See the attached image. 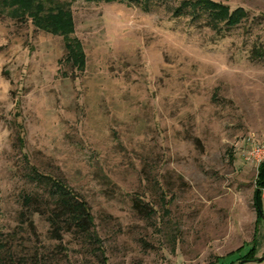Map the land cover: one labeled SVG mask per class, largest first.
<instances>
[{
    "label": "rangeland",
    "instance_id": "1",
    "mask_svg": "<svg viewBox=\"0 0 264 264\" xmlns=\"http://www.w3.org/2000/svg\"><path fill=\"white\" fill-rule=\"evenodd\" d=\"M195 1L30 0L69 14L70 53L28 0H0L4 264H264V0H215L246 11L235 24ZM47 175L88 202L106 261L55 235Z\"/></svg>",
    "mask_w": 264,
    "mask_h": 264
},
{
    "label": "trees",
    "instance_id": "2",
    "mask_svg": "<svg viewBox=\"0 0 264 264\" xmlns=\"http://www.w3.org/2000/svg\"><path fill=\"white\" fill-rule=\"evenodd\" d=\"M29 1L30 0H28V2L25 3V5H28L27 11L33 17V21L36 23V25L39 28H43L50 32L63 33V35L66 36V38H64L65 46L70 51L71 47L69 45V41L67 40L68 38L67 30H69V28L71 29V22H69V20H65V18L69 19V16H65L69 14H65L61 11L59 13L45 14V15L44 13H35L33 9H29L31 8ZM192 5L196 8L197 7L202 8V10L204 11L208 10L212 14L214 11V13L217 14V17L224 19L227 21V23H231V24L232 23L235 24L239 22L242 19V17L246 15V11L241 7L231 10L229 9L230 7L228 5L215 0H196ZM175 11L179 13L178 9ZM71 52L72 51H70V53ZM256 54L264 56V49L260 51L256 50ZM76 60L77 59L75 58V61ZM20 131H23V129L20 128ZM20 141L23 142V136L22 137L20 136ZM33 170L35 171L34 168ZM36 175L42 177L37 172ZM44 180L48 181L50 187L53 188V193H54L53 196L55 197L56 207L54 210H51L49 212L50 213L49 220L51 226L54 227V230L56 232L55 235L58 236L59 229L64 228L66 226L68 227L73 226L75 230L83 234L92 244L95 245L94 247L95 250L99 251V253L103 255V260L106 261V257L104 256L105 251L102 246V241L97 231L95 230L94 217L91 213L90 206L88 202L85 200V198L81 197V195H79L71 186L66 184V182H63L57 178H53L52 176L47 175L46 179ZM262 196H264V160H262L257 165L255 187L253 190L252 205H254L256 209L258 221H262V219H260L261 216L259 214ZM24 203L25 206L30 210L28 211L30 215L39 212V209H37V207L35 206L34 209L32 210L30 208L34 203H36L34 198L29 196H24ZM256 232H258L257 227H255V232H253L255 234L253 237L254 245L252 246L250 252L244 257L246 260L252 258V252L256 249V246H258ZM1 249L2 248L0 244V251ZM0 264H4L1 255H0Z\"/></svg>",
    "mask_w": 264,
    "mask_h": 264
},
{
    "label": "built area",
    "instance_id": "3",
    "mask_svg": "<svg viewBox=\"0 0 264 264\" xmlns=\"http://www.w3.org/2000/svg\"><path fill=\"white\" fill-rule=\"evenodd\" d=\"M248 156L256 161L258 164L264 160V146H260V144L252 143L250 144V148H248ZM257 164V165H258Z\"/></svg>",
    "mask_w": 264,
    "mask_h": 264
}]
</instances>
